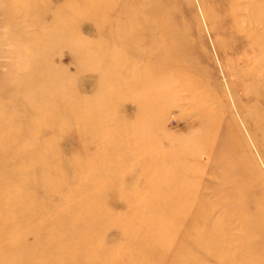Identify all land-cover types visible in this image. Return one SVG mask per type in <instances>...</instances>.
Returning a JSON list of instances; mask_svg holds the SVG:
<instances>
[{
  "label": "rangeland",
  "instance_id": "obj_1",
  "mask_svg": "<svg viewBox=\"0 0 264 264\" xmlns=\"http://www.w3.org/2000/svg\"><path fill=\"white\" fill-rule=\"evenodd\" d=\"M0 264H264V0H0Z\"/></svg>",
  "mask_w": 264,
  "mask_h": 264
}]
</instances>
